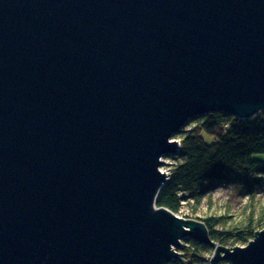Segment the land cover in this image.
Instances as JSON below:
<instances>
[{
  "label": "water",
  "instance_id": "95a60500",
  "mask_svg": "<svg viewBox=\"0 0 264 264\" xmlns=\"http://www.w3.org/2000/svg\"><path fill=\"white\" fill-rule=\"evenodd\" d=\"M262 108L264 0H0V264H264L154 205L190 119Z\"/></svg>",
  "mask_w": 264,
  "mask_h": 264
},
{
  "label": "trees",
  "instance_id": "16d2710c",
  "mask_svg": "<svg viewBox=\"0 0 264 264\" xmlns=\"http://www.w3.org/2000/svg\"><path fill=\"white\" fill-rule=\"evenodd\" d=\"M190 121L193 125H185L176 134L181 143L176 154L179 161L169 169L168 179L155 201L157 207L178 212L183 201L199 202L219 181L243 183L249 191L256 184H264V177L257 176L264 173V110L249 118L211 112ZM252 216L242 227L231 228H215V219L211 217L197 219L205 223L215 241L232 238L247 242L262 228L255 227L260 219ZM186 243L181 248L183 260L170 264H203L210 248L192 240Z\"/></svg>",
  "mask_w": 264,
  "mask_h": 264
},
{
  "label": "rangeland",
  "instance_id": "374dc122",
  "mask_svg": "<svg viewBox=\"0 0 264 264\" xmlns=\"http://www.w3.org/2000/svg\"><path fill=\"white\" fill-rule=\"evenodd\" d=\"M186 125V127H189L193 125V122L188 121ZM206 137L205 138L209 141L212 140V138ZM173 138L179 140L176 135ZM174 157H176V155L162 156L161 160L164 161V163L160 168L168 172L172 164L179 161L178 157ZM257 176L264 177V173L257 174ZM246 187L247 186L243 183L238 182H215L213 183V188L209 192L204 193L199 202L193 200L183 201L179 211L175 214L182 218L189 219L211 217L215 219V228L242 227L247 217L253 215L252 217L255 220L260 219L259 224L255 227H262L259 228V230H261L264 228V184H256L254 188L252 187L251 191ZM190 240H192L190 237H185V239H181V244L187 245L186 241L189 242ZM250 240L242 242L241 240L230 238L224 242L216 241V243L232 248L234 246H244ZM207 253L208 254L205 255V257L207 256V260L204 261L203 264H209V260L214 255L211 249L207 250ZM218 263L229 264V261L227 259H222L216 264Z\"/></svg>",
  "mask_w": 264,
  "mask_h": 264
},
{
  "label": "bare ground",
  "instance_id": "6f19581e",
  "mask_svg": "<svg viewBox=\"0 0 264 264\" xmlns=\"http://www.w3.org/2000/svg\"><path fill=\"white\" fill-rule=\"evenodd\" d=\"M262 110H264V108H262V109H260L258 112H261ZM217 112V111H216ZM211 113V112H210ZM230 114V113H229ZM197 117V116H196ZM194 118V117H193ZM179 133V132H178ZM177 133V134H178ZM175 139V138H174ZM171 140H173V139H171ZM176 140V139H175ZM177 141H179V140H177ZM180 141H179V151H180ZM179 153V152H178ZM174 155H176V154H174ZM165 156V155H164ZM162 166V165H161ZM160 166V167H161ZM170 169V168H169ZM160 170L162 171V172H164V173H166L167 174V179H168V175H169V170H168V172H166V171H163L161 168H160ZM167 181V180H166ZM165 181V182H166ZM165 184V183H164ZM163 184V185H164ZM163 187V186H162ZM157 198V197H156ZM156 201V200H155ZM155 205V208H160V207H157L156 206V204H154ZM163 208H165V207H163ZM168 209V208H167ZM169 210V209H168ZM169 211H171V210H169ZM172 213H177V212H173V211H171ZM176 215V214H175ZM177 217H180V216H178V215H176ZM180 218H182V217H180ZM182 219H185V218H182ZM193 220H196V221H199V222H202V223H204L203 221H200V220H198V219H193ZM204 225H205V223H204ZM206 226V225H205ZM206 228H207V226H206ZM207 231H208V228H207ZM208 235H209V231H208ZM209 237H210V239L211 240H213L212 238H211V236L209 235ZM185 239V238H184ZM190 239H192L194 242H196V243H198V244H201V245H205V246H207V247H209L211 250H212V252H213V254H214V252H215V249H216V247H212V246H210V245H208V244H205V243H202V242H199V241H197V240H195V239H193V238H191L190 237ZM213 241H215V240H213ZM216 242V241H215ZM180 243H181V240H180ZM183 246H185V245H180V247H172V249L174 250V251H176L177 253H178V258H176V259H174L173 261H181V259L180 258H182L183 259V257H182V254L180 253L181 252V248L183 247ZM212 256V255H211Z\"/></svg>",
  "mask_w": 264,
  "mask_h": 264
}]
</instances>
